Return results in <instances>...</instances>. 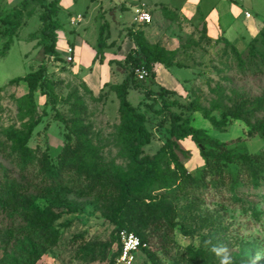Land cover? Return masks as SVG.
Segmentation results:
<instances>
[{"label": "rangeland", "instance_id": "obj_1", "mask_svg": "<svg viewBox=\"0 0 264 264\" xmlns=\"http://www.w3.org/2000/svg\"><path fill=\"white\" fill-rule=\"evenodd\" d=\"M186 1L192 0H174V7H168L165 3L172 0H62L57 14L62 29L53 55L38 43L42 9L37 1L22 11L11 44L0 56V264H118L112 237L116 221L146 240L149 255L140 249L131 264H231L241 256L264 264V184L251 185L248 164H230L217 177L206 174L196 144L171 134L166 110H152L162 108L159 95L146 96L163 87L173 92L165 100L182 106L193 100L207 109L213 103L224 108L244 102L249 123L260 122L264 128V35L257 43L261 56L249 60L252 37L244 22L248 12L252 20L264 23V0H194V9L185 8ZM19 2L0 0V29ZM217 3L220 22L209 33L205 17ZM139 6L151 8L150 24L134 20ZM100 28L105 61L96 63ZM130 31L146 33L148 45L175 50L173 63H152L139 78L127 57L134 47L123 44ZM6 41L0 36V50ZM113 58L127 69L128 101L145 116L150 138L140 158L156 159L160 175L155 180L142 175L120 134L119 99L111 86L122 81L123 73L108 65ZM40 66L47 80L33 93L32 108L26 82L10 81ZM171 110L238 152L264 153V136L247 137L248 125L242 120H231L220 132L199 112ZM212 113L219 117L220 110ZM76 118L88 130L79 139L81 157L91 173L102 177L101 189H92L85 177H73L72 169L57 188L48 180L49 164L59 166L62 146L78 141L72 131ZM35 119L27 141L31 162L21 169L5 153L14 134L25 133ZM173 156L194 178L193 185L186 184ZM45 157L47 167L39 164ZM126 177L132 188L128 202L113 214L122 201L119 181ZM41 213L48 217L44 223L36 220Z\"/></svg>", "mask_w": 264, "mask_h": 264}, {"label": "trees", "instance_id": "obj_2", "mask_svg": "<svg viewBox=\"0 0 264 264\" xmlns=\"http://www.w3.org/2000/svg\"><path fill=\"white\" fill-rule=\"evenodd\" d=\"M37 1L42 12L39 14V19L41 21L40 30V40L39 44L44 46V51L48 54H56L55 44L57 41V31L62 29V25L57 18V14L60 9L61 0H20V8H15L13 18L8 19V14L2 22L5 24L4 28L0 29V36L7 37V41L3 44L0 50V56L4 55L5 51L8 50L11 44V37L14 35L16 29L19 27L20 17L22 11L28 6L29 2ZM1 17V16H0ZM107 25V24H105ZM134 43V51L128 55V60L130 61L129 68L135 70L136 68L144 67L146 70L151 68L152 63H162L165 65H170L173 63V57L175 50H166L157 45H148L143 32L135 31L128 32L126 34ZM264 35V23L259 31L253 36L247 46L248 59H256L255 57L260 51L257 50V43L259 38ZM102 39V28H100L97 42V52L96 59L99 63H103L104 57L102 53L103 43ZM230 50L236 55L237 59L242 63L243 60L240 57V52L237 48L231 44ZM108 65L114 68L117 72L123 73V79L121 82L111 86V89L115 91L119 99V108L121 113V123L119 127L120 134L126 139L127 151L130 159L139 165L146 179L155 180L157 176L160 175V169L158 168L157 161L154 157L145 156L140 158L142 152V147L149 142V132L145 127V116L143 113L138 112L137 109L131 105L127 99V91L130 88L129 78L127 76L126 68L120 65L117 60H109ZM43 80H47L46 71L44 66H40L37 70L31 71L22 77H15L11 79L10 82L18 83L19 81L26 82L28 91L26 94V99L28 105L34 108L33 93L35 92L38 85H41ZM173 93L166 88H160L158 92L148 91L146 96L149 98L153 94H158L160 101L162 103V108L160 110L153 111L160 113L162 110H166L168 113L170 121L171 134L177 139H182L189 137L199 149V155L203 158L205 164V173L211 174L215 177L220 175L224 168H227L230 164H248L250 167V182L253 187H259L264 184V153H247L238 152L235 148L229 147L226 141H220L219 139L209 135L202 128H195L189 125L179 114L171 110V107H181L186 112H199L201 116L206 119L210 125L217 131H224L226 126L230 124L231 120H242L248 125V129L245 131L247 137H253L255 135L264 136V128L262 123L251 124L249 123L248 113L245 108L244 102L235 103L232 106L222 107L219 103H213L209 109L200 106L195 100L190 101L186 105H181L177 100H165V94ZM33 109H28V113L31 114ZM220 110L219 117H216L212 111ZM73 132L78 139L75 145L72 146L69 143H65L60 152L57 154L59 158L58 165L49 164L48 180L53 181L55 187L61 185L62 180L72 169L73 177L82 178L85 177L89 180V185L92 189H99L105 185L101 182V176L97 173H91V171L86 167V164L81 157V143L79 139L81 136L86 135L88 130L87 126L80 123L79 120L74 119ZM38 123V120H32L26 129L25 133L14 134L12 138V144L10 150H6L5 153L8 159L14 161L21 169H27L28 164L31 162L30 159V149L27 146V141L29 139L32 128ZM71 136L66 135L67 141L70 140ZM239 140V138H238ZM2 151H5V147H2ZM49 157H45L39 161V164L43 167L46 166V160ZM175 164L178 168L185 174L186 184L191 186L194 184L195 180L189 174L185 172V168L178 160L173 156ZM47 167V166H46ZM71 174V172L69 173ZM72 177L70 176V180ZM188 180V181H187ZM188 182V183H187ZM73 183V182H72ZM130 178H121L119 181V188L121 190V204L112 208V213L121 212L128 202V197L131 192ZM52 215V214H51ZM44 215L37 214L36 220L44 223ZM111 218L114 220L113 216ZM115 221V220H114ZM117 226L114 230L113 240L116 244V255L119 252V242L118 234L121 230H126L134 233L140 240L141 246L139 250H145V238L138 230L133 227H125L123 221H116ZM146 251V250H145ZM147 252V251H146ZM149 255V253L147 252ZM231 264H252L250 257L241 256L230 260ZM113 260H110L108 264H112ZM23 264V263H22Z\"/></svg>", "mask_w": 264, "mask_h": 264}, {"label": "built area", "instance_id": "obj_3", "mask_svg": "<svg viewBox=\"0 0 264 264\" xmlns=\"http://www.w3.org/2000/svg\"><path fill=\"white\" fill-rule=\"evenodd\" d=\"M247 17L250 15L248 12L245 14ZM151 14L145 8L139 6L134 8V20L140 23L148 24L151 22ZM68 60H71L72 49L68 48ZM135 72L142 78L146 75V69L144 67L136 68ZM119 252L115 261L118 264H131L134 260V256L141 246L139 238L132 232L121 230L118 234Z\"/></svg>", "mask_w": 264, "mask_h": 264}, {"label": "crops", "instance_id": "obj_4", "mask_svg": "<svg viewBox=\"0 0 264 264\" xmlns=\"http://www.w3.org/2000/svg\"><path fill=\"white\" fill-rule=\"evenodd\" d=\"M190 1V0H189ZM194 0H192V1H190V3L188 2V1H186L185 2V8H186V6H188V8L189 9H191V8H193L194 9V4H192L191 2H193ZM61 2H62V0H61ZM60 2V3H61ZM157 2H163V1H157ZM164 3V2H163ZM219 3V2H218ZM216 4V7L214 8V9H211V11H209V13L206 15V17H205V19H206V21H207V25H208V28H209V33H215L216 32V28L217 27H215V25L218 23V22H220V17H219V12H220V10H219V4ZM165 5L166 6H168V7H174V0H172V4H166L165 3ZM146 9V8H145ZM150 9L151 8H147L146 10H148L149 11V13L151 14V12H150ZM153 9V8H152ZM155 9V8H154ZM155 11H158L157 9H155ZM152 17V16H151ZM246 19L244 20V22L246 23V25H247V33L251 36V37H253V36H255L256 35V33L259 31V29H260V27H261V25H263V22L261 21V22H258V21H256V20H252L251 19V15H249L248 17H245ZM235 21V19L233 18V17H231L230 18V21ZM210 21L212 22L211 24H210ZM140 23V22H139ZM140 24H145V23H140ZM148 24H150V23H148ZM147 24V25H148ZM212 29H213V31H212ZM243 31V30H242ZM143 35H144V37H146V33H143ZM224 35H225V33H224ZM126 40H124V43L123 44H128V45H132V48H133V50L135 49V46H134V43H133V41L127 36L126 38H125ZM132 53V52H131ZM113 60H117V61H120V60H118V58H113ZM104 61H105V58H104ZM103 61V62H104ZM96 63H99L98 61L96 62ZM95 65H98V64H95Z\"/></svg>", "mask_w": 264, "mask_h": 264}]
</instances>
